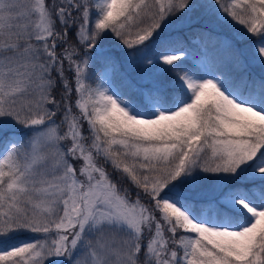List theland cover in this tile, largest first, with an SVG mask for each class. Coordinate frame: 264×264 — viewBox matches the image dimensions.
Returning a JSON list of instances; mask_svg holds the SVG:
<instances>
[{
    "label": "snow or ice",
    "instance_id": "obj_1",
    "mask_svg": "<svg viewBox=\"0 0 264 264\" xmlns=\"http://www.w3.org/2000/svg\"><path fill=\"white\" fill-rule=\"evenodd\" d=\"M0 264H264V0H0Z\"/></svg>",
    "mask_w": 264,
    "mask_h": 264
},
{
    "label": "rangeland",
    "instance_id": "obj_2",
    "mask_svg": "<svg viewBox=\"0 0 264 264\" xmlns=\"http://www.w3.org/2000/svg\"><path fill=\"white\" fill-rule=\"evenodd\" d=\"M27 237H21V239H26Z\"/></svg>",
    "mask_w": 264,
    "mask_h": 264
}]
</instances>
